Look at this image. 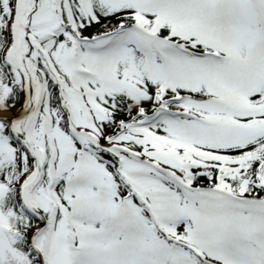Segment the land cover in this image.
<instances>
[{
	"label": "snow or ice",
	"instance_id": "6c2138e0",
	"mask_svg": "<svg viewBox=\"0 0 264 264\" xmlns=\"http://www.w3.org/2000/svg\"><path fill=\"white\" fill-rule=\"evenodd\" d=\"M0 264H264V0H0Z\"/></svg>",
	"mask_w": 264,
	"mask_h": 264
}]
</instances>
